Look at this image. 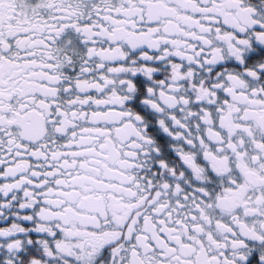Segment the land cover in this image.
Returning <instances> with one entry per match:
<instances>
[{
  "label": "snow or ice",
  "instance_id": "obj_1",
  "mask_svg": "<svg viewBox=\"0 0 264 264\" xmlns=\"http://www.w3.org/2000/svg\"><path fill=\"white\" fill-rule=\"evenodd\" d=\"M0 264H264V0H0Z\"/></svg>",
  "mask_w": 264,
  "mask_h": 264
}]
</instances>
